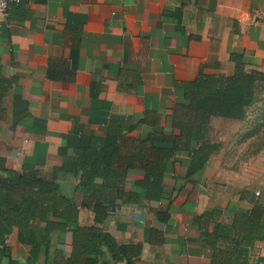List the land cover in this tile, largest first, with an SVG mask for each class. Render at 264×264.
I'll list each match as a JSON object with an SVG mask.
<instances>
[{"label":"crops","instance_id":"1","mask_svg":"<svg viewBox=\"0 0 264 264\" xmlns=\"http://www.w3.org/2000/svg\"><path fill=\"white\" fill-rule=\"evenodd\" d=\"M236 52L244 53L247 69L264 70V0L11 3L0 19V166L37 169L52 179L55 168L74 161L91 137H103L112 119L128 139L153 130L179 134L169 112L181 97L180 81L233 73ZM229 121L240 120L211 117L212 140L222 142L221 126ZM223 152L224 144L190 175L188 156L178 153L165 177L171 202L143 199L109 214L102 225L120 243H141L135 264L209 263L194 215L214 205L241 206L240 193L234 196L221 181ZM129 171L130 181L140 174ZM58 181L73 195L79 176L59 172ZM157 209L169 212L167 221L157 218ZM79 220L97 224L84 206ZM6 242L11 256L0 264H25L27 247L16 231ZM66 242L70 253V237Z\"/></svg>","mask_w":264,"mask_h":264},{"label":"trees","instance_id":"2","mask_svg":"<svg viewBox=\"0 0 264 264\" xmlns=\"http://www.w3.org/2000/svg\"><path fill=\"white\" fill-rule=\"evenodd\" d=\"M231 58L235 62L231 74L202 73L180 81L181 97L169 112L179 134L153 130L142 139H128L123 126L112 119L105 135L91 137L74 161L55 168L52 179L37 169L0 166V259L11 256L6 240L16 231L18 242L27 247L25 264H135L141 243H120L102 224L110 210L123 203L171 202L165 192L169 162L185 153L186 175L202 170L223 146L211 139V117H247L258 96L257 86L264 82V70L247 69L243 52ZM131 168L141 177L132 175L130 181ZM59 172L79 176L73 195L62 191ZM239 203L240 207L214 205L194 215L192 224L210 249L206 264H260L264 258L252 252L257 241H264V198L244 188ZM80 206L94 211L97 224L80 222ZM155 213L159 220H168L167 210Z\"/></svg>","mask_w":264,"mask_h":264},{"label":"rangeland","instance_id":"3","mask_svg":"<svg viewBox=\"0 0 264 264\" xmlns=\"http://www.w3.org/2000/svg\"><path fill=\"white\" fill-rule=\"evenodd\" d=\"M257 94L245 119L221 126L224 152L220 178L229 185L234 196L249 188L259 191L258 195L264 198V82L258 84ZM255 251L256 255L264 257V241L255 247ZM260 264H264V258Z\"/></svg>","mask_w":264,"mask_h":264},{"label":"built area","instance_id":"4","mask_svg":"<svg viewBox=\"0 0 264 264\" xmlns=\"http://www.w3.org/2000/svg\"><path fill=\"white\" fill-rule=\"evenodd\" d=\"M22 0H0V19L4 18L8 14V10L11 3H20ZM259 194V191H256ZM114 212L110 210V213Z\"/></svg>","mask_w":264,"mask_h":264}]
</instances>
